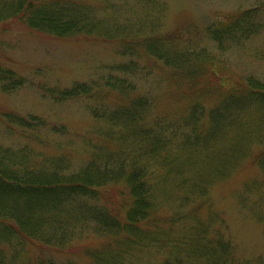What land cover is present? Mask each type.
I'll return each mask as SVG.
<instances>
[{
	"label": "rangeland",
	"instance_id": "obj_1",
	"mask_svg": "<svg viewBox=\"0 0 264 264\" xmlns=\"http://www.w3.org/2000/svg\"><path fill=\"white\" fill-rule=\"evenodd\" d=\"M18 1L0 0V17ZM85 1L93 35L0 29V220L13 224L0 222V264H264V96H235L264 88V0ZM164 156L188 179L157 184L170 196L150 201L157 228H103L113 197L96 187L163 177ZM89 166L95 191L63 188Z\"/></svg>",
	"mask_w": 264,
	"mask_h": 264
},
{
	"label": "trees",
	"instance_id": "obj_2",
	"mask_svg": "<svg viewBox=\"0 0 264 264\" xmlns=\"http://www.w3.org/2000/svg\"><path fill=\"white\" fill-rule=\"evenodd\" d=\"M33 0H19L15 6L11 9L10 7L3 10L5 15L3 17H0V29L2 31L3 28H8L11 23L7 21H15V22H20L25 24V28L32 33V35L39 34L42 37H54V39L62 40L66 37H74L78 36L79 32H83V35H93L94 32L90 29V24L91 21L93 20V12H92V6L87 4L85 0H64V7H61V4H55L53 2L52 4L55 6H58L57 8H52L50 10H47V13H44L45 11L41 12L38 10H34L33 14H30V6ZM61 9V10H59ZM6 17V18H5ZM238 17V15H232L231 17L228 16L225 20L226 23L229 21H233ZM4 18V19H2ZM22 23V25H23ZM82 24V25H80ZM223 24V23H222ZM21 25V26H22ZM23 27V26H22ZM84 27V28H81ZM81 29V30H80ZM28 32V33H29ZM47 35V36H46ZM103 38H107V35L104 33ZM1 68V67H0ZM5 68V67H3ZM3 70V69H2ZM3 73L9 72L12 73L13 70L11 68H6L2 71ZM17 85L16 83H14ZM85 89L82 85H76L74 87H71L70 89L63 90L61 95L65 96L64 98H71L72 96H75L79 94V92ZM108 92V91H107ZM106 92V93H107ZM60 95V96H61ZM246 95L248 96H264V88L262 87H257V86H244L239 88V94H236L235 96L237 100L242 101V98H244ZM101 96H106V95H101ZM60 98V97H59ZM104 100V98H102ZM218 112H222L227 114L226 116L229 117V114L227 111L224 112V110H220L218 108ZM218 118V116H216ZM217 126L213 127V131L215 132ZM208 135L210 133H207ZM106 145V144H104ZM103 145V147H104ZM103 147L98 148V151H103ZM105 149V148H104ZM153 155L155 156L156 154L153 151ZM150 156V154H149ZM155 158V157H152ZM172 162V158L169 156L163 157V160L158 164L160 166L166 167L168 169V173L165 174L163 177H160L161 174L156 173L155 171H150L143 173V179L141 180L140 177L138 176L137 173H133L131 175L126 176V181H130L131 183L125 184L124 187L121 189L115 188H107L105 185L97 186L96 188L103 193H109L113 197V201L111 203H108L107 201H104L102 204L101 208V216H103L100 221L103 228H116L119 227V229H124L125 227H128L129 225L136 227L140 226L146 227L149 222L153 224L152 229L157 228L158 220H162L163 217H161V212L153 207L150 204V201H155L154 197H162V200L164 197L169 196V190L168 189H162V186L159 188L157 184L159 185L161 182L164 184H171V182L168 181V178L171 180L174 175L177 176L181 180V182H184V178L188 179L184 176H181L179 174H175L174 172L171 171V169L176 171V166ZM121 165V164H120ZM172 165V166H171ZM87 169H91L90 166L86 167L84 170V173L81 174L78 177L79 179L77 180H71V182H67L65 185L63 184V188L67 189L69 193H83V192H92L93 190L95 191V188L90 187V184L88 182L90 181L91 177V171H86ZM106 168L103 170L101 174L107 173L105 172ZM152 172V173H151ZM173 173V174H170ZM166 176V177H165ZM83 177V182L82 184L80 183V178ZM137 178V182L139 185L134 186L133 180ZM178 179V180H179ZM122 181H125V178L122 179ZM125 181V182H126ZM120 182V181H119ZM194 186L195 188H199L200 186L196 183L194 179ZM145 183L144 187L143 184ZM155 185V186H154ZM55 187L59 188V184L57 183H52L51 188L54 191L56 189ZM202 190L201 188H199ZM165 194L162 193V191H165ZM176 192L178 189H175ZM189 193H184V195L180 196L181 201H188L189 198ZM105 197V194H104ZM170 197V196H169ZM128 200V201H126ZM2 224H5L7 228L13 227V224L9 221H6L5 219L0 220ZM146 229H149V227H146ZM147 235H145L143 238L144 240L147 241V243L151 242L152 240V230L150 231H144ZM171 232V231H170ZM121 233V232H118ZM172 235H179L178 232L176 234ZM183 235V234H182ZM184 236V235H183ZM190 236V239L191 235ZM133 239V237L131 236ZM215 245H218L219 242H221V239L216 238L212 240ZM112 243L115 245V242L112 240ZM223 247V243L220 244ZM103 245H98L99 250L94 252V256L96 257V261H100L102 258V254L104 252H107L106 250L101 249L100 247ZM84 246H80V249L76 247V249L81 250L85 249L81 248ZM115 247L120 248L118 245ZM122 250V248H121ZM121 250H118L120 253ZM105 260V257L103 256V261ZM227 263L228 264H233V262L228 260L227 258Z\"/></svg>",
	"mask_w": 264,
	"mask_h": 264
}]
</instances>
